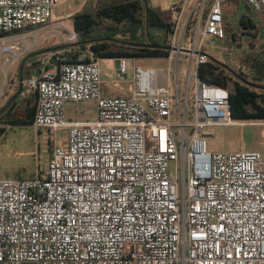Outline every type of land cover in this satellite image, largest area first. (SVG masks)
Wrapping results in <instances>:
<instances>
[{"label":"built area","instance_id":"built-area-1","mask_svg":"<svg viewBox=\"0 0 264 264\" xmlns=\"http://www.w3.org/2000/svg\"><path fill=\"white\" fill-rule=\"evenodd\" d=\"M225 1L172 4L167 82L162 69L134 65L127 96L102 95L92 51L88 61L70 49L40 55L15 99H35L33 126L53 149L43 175L0 178V264H264V153L206 145L208 128L264 124L234 120L228 89L199 77L211 61L204 39L226 36ZM243 1L264 16V0ZM64 2L0 0V100L12 70L43 42L78 41L55 16ZM128 68L119 58L125 79ZM85 102L93 116L69 118L68 104Z\"/></svg>","mask_w":264,"mask_h":264},{"label":"rangeland","instance_id":"rangeland-1","mask_svg":"<svg viewBox=\"0 0 264 264\" xmlns=\"http://www.w3.org/2000/svg\"><path fill=\"white\" fill-rule=\"evenodd\" d=\"M101 0H65L56 8V15H64L63 22L72 26L73 22L67 15L75 11H86L94 13L97 9L98 3ZM108 1V0H104ZM180 0H149L150 7L157 9L164 22H170L172 13L169 11L170 6ZM239 0H226L224 2L225 12V31L224 39H217L213 36H208L203 41V52L211 59L226 65L230 71L234 72V77L237 76L257 84L262 87L259 89L264 94V78L259 80L262 75L257 73V64L263 63L264 66V16L249 7L244 2ZM242 4L256 25L257 29L249 28L247 31H242L239 24L241 16ZM244 9V8H243ZM146 28L138 33L136 41L130 40L129 34L118 33L116 38L122 41L137 42L138 44H148V40L144 35ZM247 32V33H245ZM151 39L157 41L163 36V33L157 29H150ZM171 35L168 36V43H170ZM199 40V38H198ZM44 43V42H43ZM42 43V44H43ZM37 50L43 55L50 51H60L58 49L65 44L57 39H48ZM160 44H163L161 42ZM85 60L90 58L88 50H71L68 56L71 59ZM128 61V77L125 79L117 71V58L115 57H101L99 59L101 68V80L103 81L102 89L117 90L125 93L129 91L133 77V67L137 65L143 69L157 68L163 70V78L165 83L168 78V67H174L175 62H169L165 57H141V58H127ZM35 68L39 63L33 64ZM189 65V57L181 56L179 62V87L182 92L186 87V75ZM15 73L13 90L0 100V110L16 95L18 91V75ZM238 78V77H237ZM236 78V79H237ZM194 78H191L189 89L194 85ZM118 88V89H117ZM121 89V90H120ZM73 110L71 113L76 115L73 119L80 115L83 119L85 116L95 112L92 103H80L74 105L68 104ZM68 114V113H67ZM8 111L0 116V178H22L33 179L39 173L43 175L47 170L49 164V157L53 149V144L49 141V133L45 129L36 130L33 125L7 124ZM174 124L178 122V118L174 117ZM176 130V127H174ZM207 131L211 135L206 138L207 151L210 153L218 152H240L257 150L264 153V124L263 125H233V126H215L208 128ZM66 130L57 134V142L59 143L65 136ZM175 162L171 163V171L174 173Z\"/></svg>","mask_w":264,"mask_h":264},{"label":"trees","instance_id":"trees-1","mask_svg":"<svg viewBox=\"0 0 264 264\" xmlns=\"http://www.w3.org/2000/svg\"><path fill=\"white\" fill-rule=\"evenodd\" d=\"M240 6L242 9L238 21L242 31H247L249 28L257 29L245 9L248 7L242 4ZM72 22L75 31L78 33V41L55 50L89 49L96 59L101 57L132 59L166 57L169 53L168 36L171 32V24L162 20L160 12L150 7L148 0H101L94 13L78 12L73 15ZM143 26L146 28L144 35L149 42L148 44L140 45L137 42L122 41L116 38L118 33H128L130 40L136 41ZM152 28L163 33V36L157 41L151 39L150 29ZM161 42L163 44H160ZM39 53L41 52L30 56ZM74 57L75 59L72 60L79 61L77 56ZM89 59L85 60L88 61ZM254 68L264 78L263 63H259L258 66L256 64ZM233 75L234 72L230 71L226 65L213 59L199 69L200 79L209 84L228 89L229 107L234 120H264V94L259 90L262 87L239 76L236 79ZM35 105L36 101L33 98L19 106L16 105V99L11 98L0 110V116L8 111L7 124L33 125Z\"/></svg>","mask_w":264,"mask_h":264},{"label":"crops","instance_id":"crops-1","mask_svg":"<svg viewBox=\"0 0 264 264\" xmlns=\"http://www.w3.org/2000/svg\"><path fill=\"white\" fill-rule=\"evenodd\" d=\"M239 1L240 2H244L243 0H239ZM148 3H149V0H148ZM244 3L246 4V2H244ZM149 6H150V4H149ZM78 12L79 11H75L73 13H69L67 16L70 17V19H72L73 15L76 14V13H78ZM55 16L56 17H64V15H56V9H55ZM86 50H88L89 53L91 52V50H89V49H86ZM36 53H38V52L36 51L33 54H36ZM39 57H40V55L39 56L38 55L28 56L27 58H24L18 64V66L12 70V72H11L12 84H11V88L9 89V92L8 93H10L13 90V86L15 85L14 84L15 73H17L16 75H18V78H19L18 79V84H17L18 85V91H19V81L21 80L22 77L27 76L29 74V72H31L32 70H34L35 66L33 64L37 62V60L39 59ZM259 80H262V77L259 78ZM103 84L104 83L102 81V85ZM102 85H101V91H102V95L105 96V97H119V96H127V95H129V91L127 93H125V90H122V92H118L117 90L113 91V90H108V89H105V88L102 89ZM18 91H17V93H18ZM17 93H16V95H17ZM16 95H14L12 98H15ZM71 110H73L72 107L71 106H68V109H67L68 116H69V118L73 119L74 117H76V115L72 114L71 113ZM94 113L95 112H93V113L85 116L83 119H80V120H88V119H90L93 116ZM81 116L82 115H80L79 118H81ZM79 118H78V115H77V119H79Z\"/></svg>","mask_w":264,"mask_h":264},{"label":"water","instance_id":"water-1","mask_svg":"<svg viewBox=\"0 0 264 264\" xmlns=\"http://www.w3.org/2000/svg\"><path fill=\"white\" fill-rule=\"evenodd\" d=\"M118 63H119V58H117V62H116V64L118 65Z\"/></svg>","mask_w":264,"mask_h":264}]
</instances>
